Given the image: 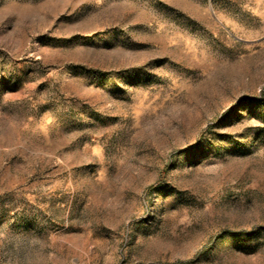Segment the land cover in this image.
Here are the masks:
<instances>
[{
	"label": "rangeland",
	"instance_id": "obj_1",
	"mask_svg": "<svg viewBox=\"0 0 264 264\" xmlns=\"http://www.w3.org/2000/svg\"><path fill=\"white\" fill-rule=\"evenodd\" d=\"M0 264H264V0H0Z\"/></svg>",
	"mask_w": 264,
	"mask_h": 264
}]
</instances>
